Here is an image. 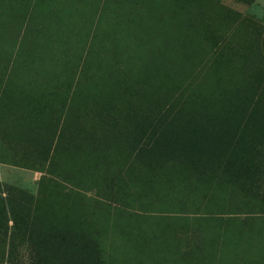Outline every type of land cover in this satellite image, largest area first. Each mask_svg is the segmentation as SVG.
Masks as SVG:
<instances>
[{
    "label": "rangeland",
    "instance_id": "1",
    "mask_svg": "<svg viewBox=\"0 0 264 264\" xmlns=\"http://www.w3.org/2000/svg\"><path fill=\"white\" fill-rule=\"evenodd\" d=\"M30 2L10 1L24 8L9 42L0 46V128L24 156L35 157L53 128L55 110L59 115L69 106V121L90 118L55 164L77 165L85 175L55 177L44 172L43 161L18 159L11 149L15 160L9 161L0 150L1 185L22 190V226L27 222L31 232L28 219L34 215L39 230L93 239L89 249L69 258L72 264H264V156L236 162L226 131L214 139L220 155L207 160L204 140L196 144L191 131L184 134L185 145L173 143L161 167L142 141V128L175 95L184 92L191 106L201 107L204 127L216 128L220 114L235 113L215 111L225 108L222 100L242 99L248 83L264 93V0H105L86 38L66 40L61 32L45 44L60 53L65 41L81 43V53L54 48V54L38 55L50 64L43 71L30 70L36 55H22L16 44ZM59 63L70 69L59 70ZM131 86L146 89V96L135 101L118 95ZM113 120L120 132L109 128ZM0 141L8 146L1 134ZM234 167L244 176L226 178L224 171ZM114 170L116 177L107 173ZM110 179L120 185L116 202L103 195ZM198 232L203 250L190 252ZM52 239L46 233L41 244L49 247ZM22 243L0 239V260L16 247L15 263L27 264L31 255Z\"/></svg>",
    "mask_w": 264,
    "mask_h": 264
},
{
    "label": "trees",
    "instance_id": "2",
    "mask_svg": "<svg viewBox=\"0 0 264 264\" xmlns=\"http://www.w3.org/2000/svg\"><path fill=\"white\" fill-rule=\"evenodd\" d=\"M0 1V38L3 36L2 38L6 39L5 43L0 42V46H2L1 44L4 45L9 42L8 35H10L12 25L15 26V28L17 27L16 23L20 14L19 12L23 11L24 7L18 8L17 6V8H14L11 5L12 3L10 4L11 0ZM256 31L258 32L259 28H257ZM178 34L179 37H181V32ZM262 34L259 35L264 37V32ZM74 85L76 86V84ZM249 85L251 84L248 83L244 87L245 91L242 99H238L240 97L236 94L235 96L238 97L230 98L228 102L222 100L225 108L215 109V111L218 112H227L229 110L232 112L235 111L232 115L233 117L220 114L217 119L218 123L216 128L204 127V119L200 114L202 111L201 107L196 108V106H191L188 97L184 92L180 95L168 98L165 103L161 104L162 106L158 107L161 114H159L158 117L153 116L147 122L148 125L144 127L145 129L142 128V133L144 134L142 141L149 148L158 166L164 167L168 164L167 162L170 159L169 156L172 154L171 152H173V143L177 147L185 145L187 142L184 134L191 131L195 133L192 141L197 140V142H195L196 144H200L202 140H204L205 146L201 151L203 154H206L207 157L205 158L207 160L220 155L218 148L215 147L218 143L216 140L222 135H225L226 131H229L232 134L230 138L231 141H229L228 145L231 146L229 148L230 151L237 150L231 156V158L237 160L236 162L245 163L248 159H255L260 153L264 156V93L256 92L255 82L251 85L252 89L248 88ZM128 89H131V91L120 90L118 95H125L130 97L131 100L137 101L141 100L142 97L146 96L145 93H147L146 89L144 90V88L139 86H131ZM117 96L114 95L108 97L105 104L110 105L113 98ZM1 97L2 96L0 95V110L4 107V102L1 103ZM134 106L136 107V104H133L132 102L131 107H129V109L133 107V110L131 109L133 113L136 111ZM52 110L54 111V106ZM69 111L68 106L62 107L59 115H57L56 110L53 112L52 117L55 118L54 124L51 125L53 128L48 131V134H46V137L43 139V142L45 143H43L44 146L42 145L43 147H41L44 149L35 150L40 153L35 157L29 155L24 156L23 152L25 151L18 149L16 145L10 142V140L6 138V132L1 128L0 134L3 139L7 141L14 156L18 159L30 162L37 160L45 162L46 166L43 170L47 174L55 175V177L64 176L66 173L73 172L79 175H85L80 171V168L77 165L66 166L64 163H60V166L58 167L55 165L57 159L61 158L62 150L67 149L68 151L70 149L71 145L69 143L77 135L79 126H81L85 120L87 121L90 118V116L88 119L84 116L85 118L80 117L74 121H69ZM186 114L188 116L181 119V116H186ZM110 124L109 128H113L115 131L122 130L118 122L115 120H113V122L110 121ZM197 127L203 128L206 131L202 134L203 130L200 129L199 133ZM183 128L187 129L188 132H183ZM220 131L223 132L220 133ZM123 132L126 134V131ZM127 135H132V133H128ZM150 135H153V138L149 137ZM20 138L26 140L25 135L23 134H21ZM158 141H160L161 144H159ZM200 146H202V144ZM70 151L67 156L68 159H70ZM114 172L115 170L107 173L114 175ZM224 173L226 178L244 176L240 168L236 167L229 168L228 170H225ZM103 189L105 190L103 195L106 196L108 201L116 202L119 199L120 185L118 181L113 179L106 181ZM21 191L22 190L15 191L14 188L1 185L0 183V239L2 241L9 239L10 241L15 238H20L21 241H23V248L29 252V256H32H30V260L27 264H72L71 261H69L70 257L76 255L79 250L83 251V247L85 250L90 248L89 245L93 242V239H90V241L85 240V237H81L68 230H39L35 224L37 218L34 217V215L33 217L31 215L28 219L31 226V232H29L27 222L23 227L21 224L22 218L19 217L17 212V208L22 206V202H20L18 198L19 192ZM3 193L5 194L3 195ZM9 221H11V224L8 227ZM46 233L53 236L49 247L41 244ZM197 237L198 239L191 244L190 252L203 250V239L199 235V232L197 233ZM92 244L93 243H91V245ZM1 249H3V247L0 246V251ZM16 252L17 248L11 247L7 252L6 261L4 262L3 260H0V264H16L14 261V257L16 256L12 255ZM51 255H56V257L53 258ZM1 257L3 256L1 255Z\"/></svg>",
    "mask_w": 264,
    "mask_h": 264
},
{
    "label": "crops",
    "instance_id": "3",
    "mask_svg": "<svg viewBox=\"0 0 264 264\" xmlns=\"http://www.w3.org/2000/svg\"><path fill=\"white\" fill-rule=\"evenodd\" d=\"M105 0H31L29 7L24 11L26 15L23 22L21 35L17 37L16 44L22 55H36L34 63L30 64L29 69L34 71L47 70L50 65L43 63L38 55H50L59 53L56 46H45L50 43V39L60 38L61 32H67L62 38L68 40L73 36L81 40L88 36V27L95 21L96 8H100ZM70 19L73 23L70 24ZM18 27V26H17ZM71 35L69 36V34ZM60 34V35H58ZM53 36V37H51ZM84 47L87 46L83 43ZM21 45V46H20ZM59 54L76 55L81 53V43L70 46L65 41L61 44ZM47 47V48H45ZM55 48V52L51 49ZM64 64V63H63ZM59 63V70L70 69V67ZM75 69V67H72ZM0 150L5 151V157L9 161H14L12 151L6 144L0 141Z\"/></svg>",
    "mask_w": 264,
    "mask_h": 264
}]
</instances>
